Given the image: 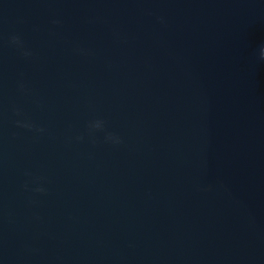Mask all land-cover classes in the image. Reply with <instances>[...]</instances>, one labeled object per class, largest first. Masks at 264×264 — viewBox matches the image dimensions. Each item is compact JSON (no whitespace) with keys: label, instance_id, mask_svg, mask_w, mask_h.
Wrapping results in <instances>:
<instances>
[{"label":"water","instance_id":"obj_1","mask_svg":"<svg viewBox=\"0 0 264 264\" xmlns=\"http://www.w3.org/2000/svg\"><path fill=\"white\" fill-rule=\"evenodd\" d=\"M262 48L264 0H0V264H264Z\"/></svg>","mask_w":264,"mask_h":264},{"label":"clouds","instance_id":"obj_2","mask_svg":"<svg viewBox=\"0 0 264 264\" xmlns=\"http://www.w3.org/2000/svg\"><path fill=\"white\" fill-rule=\"evenodd\" d=\"M161 19H163V18H161ZM55 22L59 23V21H55ZM11 40H12L13 43H16V44L21 43L20 38L18 36H13L11 38ZM29 54L30 53H27V52L25 53V55H29ZM260 54H261V58L264 59V48L261 49V53ZM17 124L21 125V126H24V127H29V128L34 127V125L27 124V123H24L22 121H17ZM102 125H103V121L97 120V121L94 122V124H92V127L93 128H100V127H102ZM37 131L43 132L44 129L42 127H40V128L37 129ZM25 186L27 187V185H25ZM37 190L38 191H43L42 188L37 189Z\"/></svg>","mask_w":264,"mask_h":264}]
</instances>
